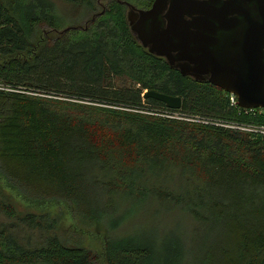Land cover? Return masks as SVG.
I'll use <instances>...</instances> for the list:
<instances>
[{"label": "trees", "instance_id": "obj_1", "mask_svg": "<svg viewBox=\"0 0 264 264\" xmlns=\"http://www.w3.org/2000/svg\"><path fill=\"white\" fill-rule=\"evenodd\" d=\"M64 1L88 15L63 27L51 0H0V178L73 232L0 200V264H264V136L232 127L264 125V109L144 48L126 4L153 0ZM151 89L181 106L144 98ZM148 201L175 233L133 231L126 211ZM75 215L128 226H97L93 252Z\"/></svg>", "mask_w": 264, "mask_h": 264}, {"label": "water", "instance_id": "obj_2", "mask_svg": "<svg viewBox=\"0 0 264 264\" xmlns=\"http://www.w3.org/2000/svg\"><path fill=\"white\" fill-rule=\"evenodd\" d=\"M141 45L182 75L217 86L244 109H264V0H153L127 3ZM69 27L64 30H68ZM178 109L181 97L145 90Z\"/></svg>", "mask_w": 264, "mask_h": 264}, {"label": "rangeland", "instance_id": "obj_3", "mask_svg": "<svg viewBox=\"0 0 264 264\" xmlns=\"http://www.w3.org/2000/svg\"><path fill=\"white\" fill-rule=\"evenodd\" d=\"M54 2V11L55 14L60 18V22L62 26H68L74 21H79L88 15L89 10L82 6L80 7H71L67 5L64 0H51ZM0 200H5L6 202L10 203L15 207L17 214H24L33 212L37 215H41L43 213L48 212L50 217H60L62 215L59 226L58 232L62 236H69L71 232H73V228H67V225L70 221H73L71 217H68L60 211L58 207H52L51 209H47L44 207H33L26 204L21 196L18 194L17 190L10 188L1 178H0ZM150 201L141 203L139 205H130V207L126 211V216L128 222H134L132 224L133 231L136 233H143L147 235H162L167 234L169 232H176V230L172 228H166L167 226H172L175 224V221L170 213L159 210L158 212H151L149 209ZM46 211V212H45ZM74 218V227L78 231V238L79 241L89 248L91 251L96 252L98 251L102 243L99 242L97 238V234L95 231L96 227L99 226L101 231L107 233L109 236H120L124 229L128 226L127 222L123 221L119 224L118 228L113 230L112 232L105 228V225L100 220H94L92 223L83 224L81 219L77 215ZM77 225H76V224ZM91 233H89V231ZM96 264H103V262L98 259Z\"/></svg>", "mask_w": 264, "mask_h": 264}, {"label": "built area", "instance_id": "obj_4", "mask_svg": "<svg viewBox=\"0 0 264 264\" xmlns=\"http://www.w3.org/2000/svg\"><path fill=\"white\" fill-rule=\"evenodd\" d=\"M231 95V94H230ZM230 101H232L233 103L237 102V99L231 95L230 97ZM253 109H245L246 112L248 111H252ZM233 128H236V129H239V130H242V131H252L256 134H259L260 136H264V125H256V126H243L242 124H239L238 126H232Z\"/></svg>", "mask_w": 264, "mask_h": 264}]
</instances>
